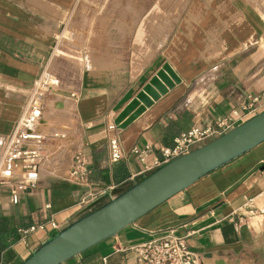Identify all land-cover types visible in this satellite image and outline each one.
I'll return each instance as SVG.
<instances>
[{
	"label": "crops",
	"instance_id": "obj_1",
	"mask_svg": "<svg viewBox=\"0 0 264 264\" xmlns=\"http://www.w3.org/2000/svg\"><path fill=\"white\" fill-rule=\"evenodd\" d=\"M74 5L0 0V141L20 117L50 59L54 31ZM103 26L108 40L132 60L115 77L110 70L82 67L75 84L79 99L69 101L71 139L46 147L38 184L20 192L16 203L0 187V264H21L51 239L59 230L50 221L63 229L149 175L155 169L145 167L160 157L159 147L172 145L190 126L233 110L239 125L264 110V8L254 1L122 2L117 17L104 18ZM92 36L87 34L88 42L100 40ZM164 63L179 82L118 129L122 157L111 162L108 125ZM254 96V110L247 112L242 105ZM75 145L85 153L88 170L71 180ZM145 145L152 150L142 163L132 148ZM89 192L97 198L80 206ZM39 224L46 226L21 238L20 228ZM167 231L184 237L197 264H264V141L60 264H137L130 247Z\"/></svg>",
	"mask_w": 264,
	"mask_h": 264
},
{
	"label": "built area",
	"instance_id": "obj_2",
	"mask_svg": "<svg viewBox=\"0 0 264 264\" xmlns=\"http://www.w3.org/2000/svg\"><path fill=\"white\" fill-rule=\"evenodd\" d=\"M56 75L47 68L41 71L12 131L0 141V187L9 191L10 199L14 203L17 202L20 192L36 187L41 177L46 147L51 146L55 139L64 134V132L45 130L42 125V113L49 105V99L54 100V106L63 104L64 98L72 102L79 99L75 88L76 82L69 83L64 81L65 75ZM257 100L258 97L254 96L250 102L242 106L250 112L254 110L253 104ZM239 119L240 115L233 110L227 115L215 118L212 122L190 126L174 138L172 145L160 146V157L153 158L152 165L145 168L157 169L172 159L188 154L237 126ZM108 129L113 132L109 137V160L116 162L122 157L119 130L114 123L109 124ZM151 150L150 145L132 148V152L142 163L150 155ZM70 152L67 177L71 180L81 179L87 174V157L78 145L73 146ZM131 178H134V175ZM96 198V194L89 192L81 198L79 205H87ZM238 222H242L241 217L238 218ZM49 224L51 228L60 230L56 222L50 221ZM45 226L39 224L20 228L21 238ZM130 249L135 255L137 264H197L199 261L198 255L190 250L184 237L170 231L134 244Z\"/></svg>",
	"mask_w": 264,
	"mask_h": 264
},
{
	"label": "water",
	"instance_id": "obj_3",
	"mask_svg": "<svg viewBox=\"0 0 264 264\" xmlns=\"http://www.w3.org/2000/svg\"><path fill=\"white\" fill-rule=\"evenodd\" d=\"M179 78L168 63L116 115L125 128ZM264 141V110L193 151L172 159L126 191L60 229L21 264H60L117 233L201 176Z\"/></svg>",
	"mask_w": 264,
	"mask_h": 264
},
{
	"label": "rangeland",
	"instance_id": "obj_4",
	"mask_svg": "<svg viewBox=\"0 0 264 264\" xmlns=\"http://www.w3.org/2000/svg\"><path fill=\"white\" fill-rule=\"evenodd\" d=\"M140 1L150 0H75V9L64 15L63 24L57 31H54L51 55L46 68L57 74L56 76L65 75L64 81L69 83L77 82L80 70L82 67L85 69L87 65L96 69L110 70L111 76L115 77V74L124 69L127 62L132 59L124 56V51L119 50L117 42L108 40L109 31L107 28V32L104 31L103 19L108 16L117 17L118 8L122 2L124 4ZM250 1H254L259 8H264V5H259L258 0ZM112 27L118 28L114 25ZM88 33L91 35L94 33L95 36L99 34L100 40L88 42ZM95 36H92V39H95ZM49 100V105L44 108L42 118L46 117L45 111H48L50 106L55 108L54 100ZM69 101L64 98L63 104L68 108L66 113L70 119H67L68 121L52 120L45 128L48 131L64 132L62 139H56L63 142L71 139L67 137L72 135L75 121L69 108Z\"/></svg>",
	"mask_w": 264,
	"mask_h": 264
},
{
	"label": "bare ground",
	"instance_id": "obj_5",
	"mask_svg": "<svg viewBox=\"0 0 264 264\" xmlns=\"http://www.w3.org/2000/svg\"><path fill=\"white\" fill-rule=\"evenodd\" d=\"M47 110L48 111H45L46 117L45 118L44 117L42 118V121H44V122H42V125L45 128L50 125L49 123L52 120H58V121L59 120H61V121H65L66 120V121H68L67 119H70L68 117L67 113H66L68 111L67 106H65V105H63L61 103L55 105V108H53L52 106H50ZM64 116H65V118H63Z\"/></svg>",
	"mask_w": 264,
	"mask_h": 264
}]
</instances>
